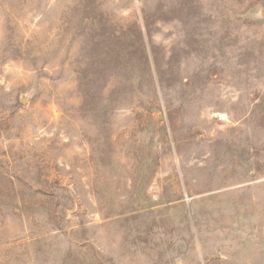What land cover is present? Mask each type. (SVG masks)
I'll list each match as a JSON object with an SVG mask.
<instances>
[{
	"label": "rangeland",
	"instance_id": "374dc122",
	"mask_svg": "<svg viewBox=\"0 0 264 264\" xmlns=\"http://www.w3.org/2000/svg\"><path fill=\"white\" fill-rule=\"evenodd\" d=\"M0 264H264V0H0Z\"/></svg>",
	"mask_w": 264,
	"mask_h": 264
}]
</instances>
